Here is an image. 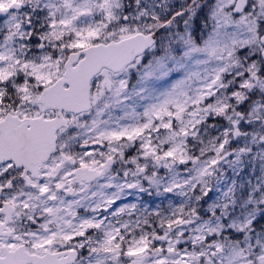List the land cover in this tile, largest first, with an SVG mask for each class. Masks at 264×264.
Wrapping results in <instances>:
<instances>
[{
  "label": "snow or ice",
  "instance_id": "obj_1",
  "mask_svg": "<svg viewBox=\"0 0 264 264\" xmlns=\"http://www.w3.org/2000/svg\"><path fill=\"white\" fill-rule=\"evenodd\" d=\"M0 264H264V0H0Z\"/></svg>",
  "mask_w": 264,
  "mask_h": 264
}]
</instances>
